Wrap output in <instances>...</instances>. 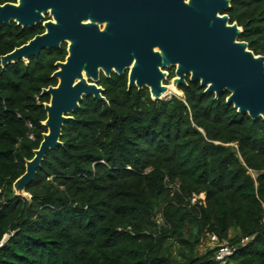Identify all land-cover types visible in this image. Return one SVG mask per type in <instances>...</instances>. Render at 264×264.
Returning <instances> with one entry per match:
<instances>
[{
	"label": "trees",
	"instance_id": "1",
	"mask_svg": "<svg viewBox=\"0 0 264 264\" xmlns=\"http://www.w3.org/2000/svg\"><path fill=\"white\" fill-rule=\"evenodd\" d=\"M224 13L264 55V0ZM42 32L1 23L0 56ZM64 48L0 65V264H215L217 246L198 250L212 234L235 250L226 264H264V118L198 81L151 99L125 75L102 76L104 98H83L27 196L15 194L47 132L41 90L57 84Z\"/></svg>",
	"mask_w": 264,
	"mask_h": 264
},
{
	"label": "water",
	"instance_id": "2",
	"mask_svg": "<svg viewBox=\"0 0 264 264\" xmlns=\"http://www.w3.org/2000/svg\"><path fill=\"white\" fill-rule=\"evenodd\" d=\"M230 0H16L0 4V24L14 22L45 31L0 56L1 67L38 57L43 50L67 42L64 62H55V86L41 90L47 132L24 172L12 183L16 195L35 177L46 152L61 144V129L84 97L103 99L101 72L111 67L121 74L129 67L127 88H146L151 99H162L164 67H174L172 87L198 81L206 92L219 96L250 118H264V55L254 54L236 22L224 11ZM105 23L103 30L99 24Z\"/></svg>",
	"mask_w": 264,
	"mask_h": 264
},
{
	"label": "flooded vegetation",
	"instance_id": "3",
	"mask_svg": "<svg viewBox=\"0 0 264 264\" xmlns=\"http://www.w3.org/2000/svg\"><path fill=\"white\" fill-rule=\"evenodd\" d=\"M13 1H14V2H11V3H15V2H16V0H13ZM45 15H48L49 18L44 19V18H45ZM44 18H43V20L41 21V23L37 24V25H41V27L43 28V32L45 31V29H44V27H43V22L46 21V20L51 19V16L49 15V13H46V14H44ZM35 26H36V25H35ZM104 26H105V23L99 24V28H100L101 30H103ZM33 27H34V26H33ZM29 28H30V27H29ZM31 28H32V27H31ZM43 32H42V33H43ZM62 45L65 46L64 50H65V52H66V55L64 56L63 60H61V61H59V62H64V60H65V58H66V56H67V42H63V43H61L60 46H59L57 49H59ZM56 62H57V61H56ZM129 71H130V68L127 67V68H124V69L122 70V73H121V74H117V73H115L114 68L111 67V70H110V73H109L108 77H106V76L104 75V73L101 72L100 75H99V80H100V78H101L102 76L105 77V78H109V77H111L112 75H119V76L125 75V76H126V80H127V78H128V74H129ZM162 71H164V72L166 73V74H165V77H164V79H163V80H165V81L172 80V79L174 78V76H175V74H174L175 68L172 67V66H171V67H164V68H162ZM187 79H188V78H186V80H187ZM162 82H163V81H162Z\"/></svg>",
	"mask_w": 264,
	"mask_h": 264
},
{
	"label": "built area",
	"instance_id": "4",
	"mask_svg": "<svg viewBox=\"0 0 264 264\" xmlns=\"http://www.w3.org/2000/svg\"><path fill=\"white\" fill-rule=\"evenodd\" d=\"M262 210H263V219L262 221L264 222V202H260ZM210 246H217L218 249L214 255V263L215 264H226L228 257L232 256L235 252L234 248L229 247L226 243L224 242H218L217 238L215 235H210L208 237ZM248 239L245 238L244 241H247Z\"/></svg>",
	"mask_w": 264,
	"mask_h": 264
},
{
	"label": "rangeland",
	"instance_id": "5",
	"mask_svg": "<svg viewBox=\"0 0 264 264\" xmlns=\"http://www.w3.org/2000/svg\"><path fill=\"white\" fill-rule=\"evenodd\" d=\"M49 18L48 15H45L44 19ZM26 62V60H24ZM163 84H165L168 87V91L164 94V96L162 97V99L164 98H168L172 95L177 96V97H181L182 96V92L179 91L176 87H172L171 85V80L169 81H165L163 80ZM169 87L175 89L176 91L170 90ZM25 196H27V194H25ZM198 198H203V195H199ZM210 246L209 240L208 239H204V242L199 246L198 250L200 252L204 251L205 247Z\"/></svg>",
	"mask_w": 264,
	"mask_h": 264
},
{
	"label": "bare ground",
	"instance_id": "6",
	"mask_svg": "<svg viewBox=\"0 0 264 264\" xmlns=\"http://www.w3.org/2000/svg\"><path fill=\"white\" fill-rule=\"evenodd\" d=\"M169 89H170V90H173V91H176L175 89H173V88H171V87H169Z\"/></svg>",
	"mask_w": 264,
	"mask_h": 264
},
{
	"label": "snow or ice",
	"instance_id": "7",
	"mask_svg": "<svg viewBox=\"0 0 264 264\" xmlns=\"http://www.w3.org/2000/svg\"><path fill=\"white\" fill-rule=\"evenodd\" d=\"M185 2H187V0H185Z\"/></svg>",
	"mask_w": 264,
	"mask_h": 264
}]
</instances>
